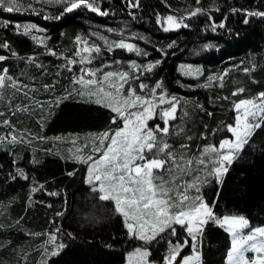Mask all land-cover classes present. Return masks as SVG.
Returning a JSON list of instances; mask_svg holds the SVG:
<instances>
[{
  "label": "trees",
  "instance_id": "obj_1",
  "mask_svg": "<svg viewBox=\"0 0 264 264\" xmlns=\"http://www.w3.org/2000/svg\"><path fill=\"white\" fill-rule=\"evenodd\" d=\"M168 3L174 9H182L192 0H168ZM142 5L140 10H134L136 19L128 15L122 0H102V9L110 12L107 17L84 9L66 14L60 20L0 12V23L10 20L36 24L44 30L42 35L46 38L47 48L63 55L71 54L77 36L99 43L89 37L91 32L101 31L107 35V28H125V35L143 37L128 42L149 55L145 59L117 49L102 56L106 61L120 60L123 64L132 60L146 63L161 59L156 49L165 47L167 57L146 82L152 84L162 79L170 94L184 98L182 109L177 113L180 119L170 122L173 127H183L184 133L169 136L168 142L177 149L180 143L190 144L191 155L204 145H218L221 140L230 138L223 124L234 123L231 102L264 92V18L251 17L245 24L243 14H234L230 9L264 11V0H202L204 7L219 6V12L212 11L209 15L217 23L224 22L225 28L213 31L207 17L198 16L187 21L190 28L168 33L154 23L155 11L167 12L160 0H142ZM56 12L55 7L44 8L46 15ZM5 40L17 56L12 57L9 51L0 49V55L9 57L0 62V69L8 68V75L24 84L34 85V91L29 92L32 97L29 100L13 96L11 88L0 89V96L4 97L0 102L3 113L0 121H11L15 134L25 135L24 143L13 144L0 139V264H42L45 260L47 264H124L126 255L137 247H147L152 253L149 259L161 264L165 243L154 241L144 245L142 241L129 239L123 218L113 211L114 205L110 201H99L97 193L86 183L87 166L75 162L68 152L71 137L114 128L109 121L111 113L99 105L83 103L78 96L56 106L54 102L66 94L65 89L76 87L69 84L72 73L61 70V75L56 76L63 61L48 55L45 47L29 37L17 35L11 26L0 28V41ZM173 41L174 46L168 49L166 46ZM30 56L44 65V75L24 62ZM183 63L200 67L203 75L191 80L182 78L177 69ZM245 68L251 71L246 73ZM225 71L228 75L222 87L218 84L199 86L208 83L207 77ZM177 81L196 87H181ZM53 82L54 89L46 91L42 88L43 84ZM240 87L245 89L242 96L231 97L232 91ZM225 96L230 99L224 100ZM13 101L26 106L28 111L13 113L10 107ZM36 101L42 102L44 107L37 106ZM185 111L187 116H184ZM156 123L162 121L154 119L150 126ZM217 129L219 131L213 134ZM8 132L9 129L0 124V138ZM28 133L45 139H33L28 143ZM202 134L206 138H202ZM187 135L193 139L187 141ZM17 167L23 168L30 179H12ZM70 172L75 174L70 176ZM38 184L44 185V191L31 193V187ZM48 192L58 195L50 196ZM200 194L207 203H215L213 211L218 217L243 215L252 227L264 225V127L255 132L233 161L223 176V183L217 184L212 178L202 185ZM58 212L63 215H57ZM57 228L59 232L55 231ZM49 233H55L57 243H63L65 247L58 255L46 257L44 250ZM230 247V236L223 228L211 222L205 226L200 248L203 264H225ZM189 251L184 249L182 255Z\"/></svg>",
  "mask_w": 264,
  "mask_h": 264
},
{
  "label": "snow or ice",
  "instance_id": "obj_2",
  "mask_svg": "<svg viewBox=\"0 0 264 264\" xmlns=\"http://www.w3.org/2000/svg\"><path fill=\"white\" fill-rule=\"evenodd\" d=\"M160 2L167 12L155 11L154 23L165 33L190 28L191 25L187 21L198 16H206L213 31L225 28L224 22L217 23L209 15L212 11L219 12V6L204 7L202 0H192V3L184 8L174 9L168 0ZM122 3L133 19L137 18L134 10L143 7L142 0H122ZM101 4L102 0H0V12L32 14L42 16L45 20H60L66 14L80 9L102 17L109 16L110 12L102 9ZM45 6L55 7L57 12L46 15ZM230 11L243 14L245 24L249 23L251 17L264 18V11L235 7ZM9 26L14 28L17 35L29 37L33 42L45 47L48 55L63 61L56 72L57 77L61 75V70L72 73L69 84L76 87L65 89L66 94L54 102L56 106L64 100L79 96L83 103L99 105L111 113L109 121L111 125H115L114 128L93 133L83 143L78 144V138L71 141L75 147L72 159L87 166L86 183L92 192L97 193L98 200L113 202V211L123 218L129 239H137L144 245L163 241L166 248L161 264H203L200 251L202 237L205 226L211 222L223 228L231 237L226 264H264V227H252L243 215L218 217L213 211L215 203H207L200 194L202 185L209 182V177L215 179L217 184L223 183V176L233 161L255 132L264 127V92L231 102L230 110L235 113L234 123L223 124V129L231 133L233 139H223L218 145H204L198 155H190V144L180 143L177 149L168 142L169 136H181L184 133L183 127H173L170 123L180 119L177 113L182 109L184 98L170 94L162 79L152 84L146 82V78L159 68L163 64V58L167 57L165 47L156 49L161 59L146 63L132 60L123 64L120 60L106 61L102 56L105 52L117 49L145 59L149 55L136 44L128 42L143 37L125 35V28H107V35L101 31L91 32L89 37L99 43L91 42L88 37L77 36L71 54L63 55L47 48L45 37L34 34L44 31L36 24L10 20L0 23V28L6 29ZM174 44L175 41L166 47L170 49ZM0 49L9 51L12 57L17 56V53L11 51L6 40L0 41ZM7 59L8 56L0 55V62ZM98 59L100 62L97 64ZM24 62L39 69L40 75L45 74L44 65L36 62L35 57H27ZM177 71L182 76L193 78L203 75L201 68L192 65L180 64ZM244 71L247 73L251 69L245 68ZM8 73V68L0 69V89L11 88L14 90L13 96L32 99L29 92L34 91V85L24 84ZM227 75L228 72L225 71L218 76H209L208 83L199 86L210 87L212 84H218L222 87ZM32 79L35 81L36 78ZM177 83L180 84V81ZM180 86L196 87L184 84ZM54 87L55 82L42 85L46 91ZM244 92V88H237L232 91L231 97L242 96ZM3 99L4 97L0 96V102ZM223 99L229 100L230 97L225 96ZM36 104L44 107L40 101H36ZM198 106L203 108L202 105ZM10 107L13 113L28 111L26 106L14 101ZM207 114L212 115L211 112ZM0 115L3 113L0 112ZM187 115L185 111L184 116ZM154 119L162 121V126L160 123L150 126L149 121ZM0 124L9 129L7 135L0 139L13 144L25 142V135L15 134L16 130L11 121L4 119ZM216 131L219 129L214 130L213 134ZM202 138L206 137L202 134ZM33 139L45 138L28 133L27 142L31 143ZM186 139L191 141L193 137L187 135ZM32 162L36 163L35 160ZM15 163L13 160V164ZM74 174L68 173L70 176ZM17 177L30 179L20 167L16 168V174L11 178ZM30 191L33 194L44 191V185H34ZM47 195L57 196L58 193L48 192ZM57 215L63 213L58 212ZM55 231L59 232L60 229ZM48 237L47 245L50 249L45 247V256H56L65 245L57 243L55 233H49ZM186 248H190L191 253L182 255ZM248 253L252 255L249 256ZM151 255L147 247H137L129 254L128 264H133V258L136 264H156L149 259ZM42 264H47V261Z\"/></svg>",
  "mask_w": 264,
  "mask_h": 264
},
{
  "label": "rangeland",
  "instance_id": "obj_3",
  "mask_svg": "<svg viewBox=\"0 0 264 264\" xmlns=\"http://www.w3.org/2000/svg\"><path fill=\"white\" fill-rule=\"evenodd\" d=\"M35 35H37V36H43L42 35V32H38V33H34ZM44 37V36H43ZM97 63V62H96ZM98 63H99V60H98ZM183 64H185V65H192V64H187V63H183ZM180 65V64H179ZM178 65V66H179ZM193 66V65H192ZM196 67V66H195ZM200 68V67H199ZM180 74V73H179ZM181 75V74H180ZM181 77L182 78H184V79H186V80H191V79H197V78H193V77H188V76H182L181 75ZM255 96V95H254ZM79 97V96H78ZM250 97V96H249ZM152 121V120H151ZM149 125H150V121H149ZM89 137H90V135H75V136H73V137H71V139H70V143H71V141L73 140V139H77L78 138V144L79 143H83V142H85V141H87L88 139H89ZM226 139H233V137H232V134L230 133V138H226ZM202 148V147H201ZM201 148H199L195 153H193V154H196V155H198L199 154V150L201 149ZM70 149L72 150L71 152L70 151H68L69 152V155L72 157V153H74L75 152V147L73 146V144L71 143L70 144ZM69 149V150H70ZM86 174H87V168H86ZM86 178V177H85ZM185 179H190V177H185ZM209 180L210 179H212L211 177H209L208 178ZM111 202V201H110ZM112 204H113V202H111ZM260 227H264V225L263 226H260ZM48 241V240H47ZM230 245H231V237H230ZM46 246H47V242H46ZM136 248H134L131 252H129L127 255H126V258H125V262H124V264H128V256H129V254L130 253H132L134 250H135ZM190 251H189V253L188 254H190L191 253V249L190 248H188ZM187 254V255H188ZM247 255H249V256H251L252 254L251 253H248ZM47 257V256H46ZM133 264H136V261H135V258H133ZM156 264H158V263H156ZM226 264V263H225Z\"/></svg>",
  "mask_w": 264,
  "mask_h": 264
},
{
  "label": "flooded vegetation",
  "instance_id": "obj_4",
  "mask_svg": "<svg viewBox=\"0 0 264 264\" xmlns=\"http://www.w3.org/2000/svg\"><path fill=\"white\" fill-rule=\"evenodd\" d=\"M162 124V123H161Z\"/></svg>",
  "mask_w": 264,
  "mask_h": 264
}]
</instances>
